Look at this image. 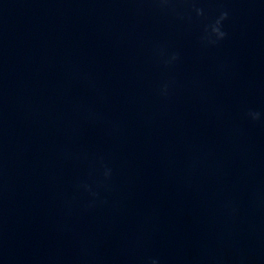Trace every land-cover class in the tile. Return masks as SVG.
<instances>
[{
  "label": "clouds",
  "instance_id": "obj_1",
  "mask_svg": "<svg viewBox=\"0 0 264 264\" xmlns=\"http://www.w3.org/2000/svg\"><path fill=\"white\" fill-rule=\"evenodd\" d=\"M155 3H157L162 10L167 9L170 4L173 3V0H154ZM197 16H203L204 10L201 8L196 9ZM229 17L228 10H221L219 15L216 17V19L209 25L206 26L204 30V34L201 37L202 41L208 43V44H218L220 41L224 40L227 37V32L224 30V21H226ZM179 59V54L174 53L169 61H166V63H171L172 61H176ZM167 86L164 88V92H166ZM248 115L252 118V120H258L260 118L259 112H249ZM110 171H105V176H109ZM153 264H156L155 261H153Z\"/></svg>",
  "mask_w": 264,
  "mask_h": 264
}]
</instances>
